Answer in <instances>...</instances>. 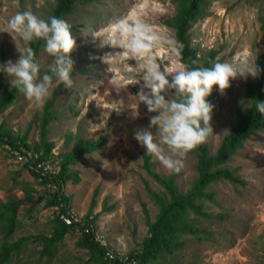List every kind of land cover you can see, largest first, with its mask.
<instances>
[{"label": "rangeland", "instance_id": "rangeland-1", "mask_svg": "<svg viewBox=\"0 0 264 264\" xmlns=\"http://www.w3.org/2000/svg\"><path fill=\"white\" fill-rule=\"evenodd\" d=\"M54 7L55 0H0V64L18 59L16 46H29L15 33H11L16 36L14 42L5 32H10L9 19L22 11L47 19ZM175 13L173 0H88L75 3L70 13L60 17L72 25L77 39L71 53L74 85L68 89L53 81L50 98L58 90L49 107L46 146L40 141V130L50 98L37 108L15 89L12 101L0 109V139L41 157L45 173L33 174L0 146V254L6 244H20L3 264H111L83 246L81 222L92 221V235L109 248L139 252L161 204L169 200L161 180L171 179L182 194L193 190L199 179L197 151L182 158L179 172L166 169L133 136L135 130L148 127L154 113H148L141 104L139 118L133 119L126 107L127 92L117 93L108 83L112 75L127 80L140 78L139 63L143 61L113 56L122 50L111 45L98 47L100 41L92 36L109 21L139 19L160 36L153 55L161 69L168 71L182 64L173 53V33L163 24ZM187 37L197 57V68L205 61L209 66L238 63L244 56L260 67L264 0H208ZM105 55H109L108 63L102 59ZM36 60L43 75L49 72L54 58L43 47ZM258 81L259 76L232 80L223 95L214 86L207 97L215 106L210 122L213 134L203 143L209 155L217 153L229 131L249 112ZM11 89L3 73L0 96ZM137 90L138 85L127 89L133 94ZM71 154L73 161L66 162ZM215 168L228 170L234 180L216 179L205 184L200 194H194V202L208 215L188 212L197 231L177 233L168 239L173 245L158 250L142 264H264V125ZM46 178L57 179L60 192L67 197L65 203H52L58 185ZM61 213L79 222L57 237L63 222ZM46 238H52L50 256L42 249Z\"/></svg>", "mask_w": 264, "mask_h": 264}, {"label": "clouds", "instance_id": "clouds-1", "mask_svg": "<svg viewBox=\"0 0 264 264\" xmlns=\"http://www.w3.org/2000/svg\"><path fill=\"white\" fill-rule=\"evenodd\" d=\"M8 29L10 32H5L15 33L25 44L34 39L43 40L44 51L54 58L49 72L41 75L34 50L30 46H16L18 59L0 64V72L9 78L11 88H16L40 108L51 96L54 79L65 88L73 87L71 53L77 46V39L70 23L63 18L51 16L44 19L31 11H22L9 19ZM11 36L15 42L16 36ZM92 36L100 41L98 47L111 45L122 50L113 56L123 55L129 60L143 61L139 63L140 78L127 80L112 75L108 83L117 93L121 90L127 92L129 102L126 107L133 119L139 118L141 104L146 106L148 113H154L149 118L148 127L135 130L133 136L148 154L155 156L171 172H179L183 167L182 158L213 134L210 122L215 106L207 97L214 86L223 95L232 80H246L249 76L257 78L261 72L256 61H250L248 56L242 57L238 63L216 62L211 67L192 69L181 64L164 71L153 55V48L161 38L139 19L125 17L109 21L102 31L94 32ZM181 47L173 48L176 56L180 55ZM108 56L102 59L107 62ZM129 85H138V90L134 94L128 92ZM119 105L122 109L125 107L122 100ZM255 108L264 115V101L257 100ZM152 128L156 129L155 133L150 130Z\"/></svg>", "mask_w": 264, "mask_h": 264}, {"label": "trees", "instance_id": "trees-1", "mask_svg": "<svg viewBox=\"0 0 264 264\" xmlns=\"http://www.w3.org/2000/svg\"><path fill=\"white\" fill-rule=\"evenodd\" d=\"M88 0H55V7L52 12V16L60 18L63 14H68L72 11V7L75 3L85 2ZM176 3L175 15L163 22L168 28L171 29L174 37V46L182 45L180 48V55L178 59L183 65H186L189 69L197 68L196 66V54L193 49L189 47L187 31L194 24V22L201 17L203 14L204 6L208 0H173ZM45 42L41 39H34L29 43V46L37 53L44 47ZM203 67H211L208 62L205 61ZM260 75L257 84V94L253 95L252 106L249 112L240 120L238 125L233 128L225 137L222 146L218 149L215 155H209L205 145H199L195 150L198 154L197 169L199 173V179L195 183L193 190L182 194L178 191L176 185L171 179L161 180L164 188L166 189L169 200L162 203L160 211L156 216L153 223L150 225V235L143 242L142 248L139 252L130 253L133 254L142 264L145 260L151 259L158 250L163 248H169L171 243H168V239L175 236L177 233L185 232L194 234L197 230L193 226V220L188 216V212L206 217V213L200 210L198 204L194 202V194H200V189L207 183L212 182L219 178L234 180L232 174L224 168H215L217 164L225 161L230 152L237 148L241 142H243L253 131L261 128L264 125V115H261L256 111L255 103L257 100L264 101V55L263 61L260 65ZM3 79V72H0V83ZM12 88L8 93L0 96V109L6 104L12 101L14 90ZM58 90V88H57ZM56 90V92H57ZM56 92L50 98L44 115L41 121L40 130V141L46 146V125L50 121L49 107L51 106L52 100L55 97ZM4 140L0 139V143ZM8 142V141H5ZM10 143V142H9ZM12 144V143H10ZM18 146L19 144H12ZM74 155H68L66 162H72ZM37 160L41 162V157H37ZM215 168V169H214ZM65 169V164L62 166ZM214 169V170H212ZM33 174L37 175L33 170ZM45 181L54 182L57 186L52 199L53 204L65 203L67 197L60 192L59 184L57 179H45ZM76 223L67 225L61 222V228L56 231V236L59 237L68 229L73 228ZM83 230V229H82ZM82 244L86 248L94 251L99 257H103L104 251L99 246L98 242L95 241L92 233H86L83 231ZM56 237V238H57ZM46 242L43 246L44 252L50 256L52 253V238L45 239ZM20 244L10 243L6 244L0 254V264H3L9 259L10 253L17 252Z\"/></svg>", "mask_w": 264, "mask_h": 264}, {"label": "built area", "instance_id": "built-area-1", "mask_svg": "<svg viewBox=\"0 0 264 264\" xmlns=\"http://www.w3.org/2000/svg\"><path fill=\"white\" fill-rule=\"evenodd\" d=\"M0 146L15 161L26 165L40 176L45 175V173L43 172V168L41 167V162L37 160V157L34 156L31 150L25 148L22 145L13 146L9 142L5 141L1 142ZM59 217L67 225H71L74 223L78 224L79 222L76 218H73L72 216H69L64 213H61ZM81 225L84 232L93 233L92 221L86 220L84 222H81ZM93 237L95 241L98 242L99 246L102 247L104 251V259L110 262L111 264H139L138 259L133 254L131 255L130 253H125L119 250H113L109 248L106 242L100 239L99 237Z\"/></svg>", "mask_w": 264, "mask_h": 264}]
</instances>
